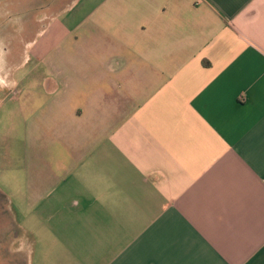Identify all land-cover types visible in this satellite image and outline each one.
I'll list each match as a JSON object with an SVG mask.
<instances>
[{
	"label": "crops",
	"instance_id": "obj_1",
	"mask_svg": "<svg viewBox=\"0 0 264 264\" xmlns=\"http://www.w3.org/2000/svg\"><path fill=\"white\" fill-rule=\"evenodd\" d=\"M0 264H264V0H0Z\"/></svg>",
	"mask_w": 264,
	"mask_h": 264
},
{
	"label": "rangeland",
	"instance_id": "obj_2",
	"mask_svg": "<svg viewBox=\"0 0 264 264\" xmlns=\"http://www.w3.org/2000/svg\"><path fill=\"white\" fill-rule=\"evenodd\" d=\"M0 256H3V254H0Z\"/></svg>",
	"mask_w": 264,
	"mask_h": 264
}]
</instances>
